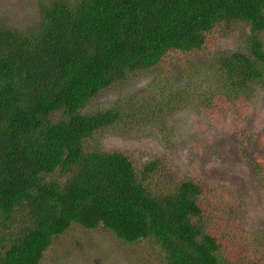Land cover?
<instances>
[{
	"label": "trees",
	"instance_id": "trees-1",
	"mask_svg": "<svg viewBox=\"0 0 264 264\" xmlns=\"http://www.w3.org/2000/svg\"><path fill=\"white\" fill-rule=\"evenodd\" d=\"M39 14L24 28L0 18V264H42L77 225L151 239L165 264H264L247 245L224 251L195 177L89 142L135 110L84 112L130 72L170 52H209L214 35L242 23L244 44L214 47L216 75L226 97L253 94L264 81V0H39Z\"/></svg>",
	"mask_w": 264,
	"mask_h": 264
},
{
	"label": "rangeland",
	"instance_id": "rangeland-1",
	"mask_svg": "<svg viewBox=\"0 0 264 264\" xmlns=\"http://www.w3.org/2000/svg\"><path fill=\"white\" fill-rule=\"evenodd\" d=\"M39 15V0H0V18L20 28ZM248 33L242 23L233 34L218 32L211 46L238 49ZM214 47L170 52L97 95L84 112L121 106L136 114L89 142L127 153L138 167L161 158L172 175L195 177L205 185L207 224L224 251L247 245L264 261V81L246 97L220 93L227 92L218 84ZM163 258L151 239L127 243L104 227L77 225L54 239L42 264H165Z\"/></svg>",
	"mask_w": 264,
	"mask_h": 264
}]
</instances>
